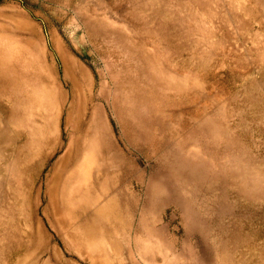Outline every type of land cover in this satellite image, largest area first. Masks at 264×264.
Returning <instances> with one entry per match:
<instances>
[{"label":"rangeland","instance_id":"obj_1","mask_svg":"<svg viewBox=\"0 0 264 264\" xmlns=\"http://www.w3.org/2000/svg\"><path fill=\"white\" fill-rule=\"evenodd\" d=\"M0 264H264V0H0Z\"/></svg>","mask_w":264,"mask_h":264}]
</instances>
